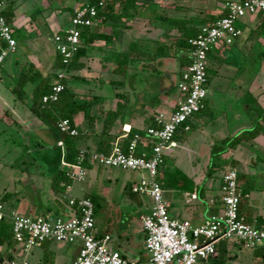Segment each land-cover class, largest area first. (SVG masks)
Returning a JSON list of instances; mask_svg holds the SVG:
<instances>
[{"label":"crops","instance_id":"0c3cea01","mask_svg":"<svg viewBox=\"0 0 264 264\" xmlns=\"http://www.w3.org/2000/svg\"><path fill=\"white\" fill-rule=\"evenodd\" d=\"M3 1L6 3L7 11H12V27L14 30H18V39L16 40L18 45L15 54L8 57V59L11 57L10 61L7 59L0 69V83L2 84L3 81L7 83L5 84L7 88L5 93L0 91V202L4 206L6 216L19 214L45 217L51 220H67L74 215V211L68 205L69 199L83 198L88 195L101 197L104 188L102 185L112 181V173L107 172L106 176H102V167L92 163L90 167H84L87 173L85 181H73L64 192L55 191L52 188L53 177L59 170L66 171L67 169L64 159L65 146L62 140L31 111L30 98L34 91V85L32 83L27 84L26 91L29 97L27 102L16 99L12 89L16 84L18 75L24 68L26 71L29 64H32L43 73H48L53 71V65L57 57L56 54L54 57L50 55L51 50L48 46H45L43 41L45 37L40 32L35 34L33 38L26 37V34L23 35V21L35 22L37 12L39 13L43 10L50 12L54 17V11H59L58 16L52 20L55 31L53 35H50L49 41L53 42L52 37L57 33L63 32L70 24L71 15L67 8H76L78 6L64 5L63 9L61 7L55 9L51 0H47L44 3L43 0ZM160 12L163 13L165 11ZM199 12V17L195 18V23H198L197 27L209 24L210 20L208 18L211 15L218 17L224 10L220 12ZM155 13H158V11H153L152 14H150V11H139L140 18L148 19V23L142 26V28H147V37L142 42L146 45L154 46L157 43H161L159 38L161 36L166 37V34L173 31L167 25L158 24L159 22L157 21H150ZM204 20L206 22H201ZM101 23L102 20H99L96 26H101ZM238 23L242 27L241 25L239 27ZM238 23L237 26L242 31L241 37L236 39L232 45L223 43L216 46L209 55V63L214 59L220 61L218 74H223L228 78L223 86L216 85L217 88L219 90L222 88L228 89L229 96L236 98L232 99V101H234V107H238V109L232 107L234 112L232 118L227 117L226 112L229 110H225V112L216 116L212 113V98L205 100L201 115L193 117L190 122V131L179 130L174 139V146L166 153L165 161L170 157H174V170L170 172L164 171L165 164L159 170L158 178L163 182V192L164 188L168 186V177L172 176V174L176 178L183 176L197 186L198 190L194 193L188 194V192L180 190L182 192L181 195H175L170 201L165 200L173 218L189 221L194 225L202 224L209 217L220 214L223 210L222 195L210 193V191L214 190V185L207 187V184H205L206 186L203 185V188H198L201 183L198 182V177L202 176L201 174L208 176L207 168L212 158V146L226 137H232L243 130L252 129L259 120V112L257 113V110L264 109V81L259 86L254 83L264 69V56L261 54V51L264 50V42L261 40V34L264 33V20L257 15L249 16ZM132 24L129 29L121 30L119 41L123 42L129 32L138 34L139 31L137 30L139 29L137 28H140L138 20L133 21ZM246 31L249 32V37L244 38ZM41 33L43 34V32ZM121 42L117 44L123 47ZM131 43H128V49ZM164 43L167 45L175 44V42ZM118 45H116V42L111 44L95 42L92 44L94 50L89 52L90 56L84 58L86 68L90 64L100 66V68L96 71L91 67L83 70L85 73L82 74L89 80L91 88L87 89V87L82 91H78L83 94L92 92L93 94L101 95L104 99L101 109L100 107L93 108V113L100 115L95 128L91 131H86L79 141V147L85 151H95L97 143L105 140L106 135L102 134V120H104L105 113L108 110L116 109L118 102L123 103V112L116 120L109 134L111 152L118 147L124 150L126 141L132 131L146 134L148 128L156 125L158 118L163 121L168 120L181 100L178 85L182 72L190 64V49L180 52V55L184 57L183 61L179 57H145L135 62L127 71L126 76L123 78L122 86L113 87L110 84L111 80L115 78L114 75L110 74L104 77L100 73L107 71L109 65L115 66L114 63L106 62L104 58L111 51H121ZM258 45L260 48H258ZM20 46L21 50H23L22 57H19L20 55L18 54ZM126 51L125 48L122 50V52ZM54 52L56 53L55 50ZM243 53L254 56L252 63L255 67L256 75L249 80H245L242 76L241 66L243 64L240 55ZM6 63L8 64L6 65ZM98 71L101 72L99 73ZM107 72L112 73V71ZM237 78L244 82L243 85L235 83ZM208 84H210V80H208ZM241 86L246 89V92L241 93L238 90ZM75 123L77 125L83 123L82 114L76 116ZM260 124H264L262 119ZM194 127L199 129L197 139L191 142L187 140L180 145L182 135L190 133ZM13 128L17 129L15 134L11 132ZM11 144H16L17 150L13 147L8 149ZM176 150H179V153H175ZM225 155L228 156V166L232 160L236 161L237 171L258 186L255 187V190L258 188L264 191V133L258 135L254 140L238 146L236 149L229 150ZM201 159L205 161L204 166H200L199 161ZM104 169L106 168L104 167ZM208 177L212 178L211 176ZM136 185L133 184L131 189ZM125 188L127 189L128 186ZM96 189L97 192L95 193ZM253 191L244 200L242 211L244 216H251L252 224H255L256 219H264V195L260 192L256 198L251 199ZM8 193L12 197L7 199L5 196ZM195 203L207 206L208 211L203 212L200 209L189 207ZM147 212L148 210L139 212L132 217L123 216L114 220L108 218L105 224L99 226L95 222L96 236L109 235L111 237L109 247L111 250L119 252L124 259L134 262H147L150 259V255L146 250V233L141 221V217ZM4 221L8 222V219ZM13 246V249H9L6 243L0 245V264H10L12 261L21 262L18 259L23 256L22 247L16 243H13ZM36 249L43 252L41 254L40 251H36L37 257H40L39 254L43 257L45 254L50 253L53 262L49 264H74L80 250V244L69 245L48 241L34 246L31 251L33 252ZM31 251L28 254L24 253L26 258L32 253ZM246 251L240 255L238 264H242V258L245 259L246 264L253 263L251 251ZM8 253H11V256H8ZM41 257L39 261L43 259ZM25 259L22 261H26Z\"/></svg>","mask_w":264,"mask_h":264},{"label":"built area","instance_id":"2783aa9c","mask_svg":"<svg viewBox=\"0 0 264 264\" xmlns=\"http://www.w3.org/2000/svg\"><path fill=\"white\" fill-rule=\"evenodd\" d=\"M119 1V0H116ZM103 0L99 7H104ZM6 3L0 0V69L6 59L17 50L14 29L5 17ZM227 15L200 28L197 36L189 39L190 64L182 72L179 90L181 100L169 119L156 120V125L147 129L145 137L134 134L127 150L116 148L109 155L95 153L91 156L94 163L122 171L147 172L132 191L146 195L152 200L148 212L141 217L146 233L145 246L150 255L147 262H134L124 259L119 252L111 250V237H97L95 233V208L90 198H70L69 207L74 215L67 219L51 220L45 217L12 214L6 216L0 202V221L8 219L14 241L28 254L39 244L52 241L60 244H80L74 264H200L216 253L220 241L243 242L246 249L252 250L264 244V226L257 228L246 222L239 208L242 189L238 184V171L229 168L221 186L222 213L212 215L200 225L181 221L171 216L163 189L157 180L167 151L174 146L179 130L189 132L190 122L200 112L208 96L209 54L220 45H232L241 37L237 26L239 21L249 16H261L264 20V0L229 1L226 3ZM99 21L95 6H82L74 10L67 29L53 37L55 51L65 63L70 62L81 46L82 29L95 26ZM64 72H60L52 83V91L43 97V103L57 102L64 90ZM58 128L62 133L77 136L78 131L68 119L60 120ZM62 145V143H60ZM80 161L83 160L81 155ZM67 176L73 181L83 182L86 170L80 164H67ZM10 264H28L26 261Z\"/></svg>","mask_w":264,"mask_h":264},{"label":"trees","instance_id":"16d2710c","mask_svg":"<svg viewBox=\"0 0 264 264\" xmlns=\"http://www.w3.org/2000/svg\"><path fill=\"white\" fill-rule=\"evenodd\" d=\"M104 7H99L101 0H86L84 3L80 4L78 7L90 5L95 6L98 9L99 20H102L101 26H92L82 29L81 35V46L75 57L68 63H65L62 57L56 53L57 57L53 65V71L48 73H43L29 64L28 69L23 71L18 75L16 79V84L13 87V94L16 99L23 102H27L28 94L26 91L27 84L32 83L34 85V91L31 96L30 109L33 114L54 134L62 140L65 146V162L68 164L80 163L83 167L89 166L94 163L91 156L95 153H102L109 155L111 153L110 149V132L115 124L116 120L121 116L123 112V103L118 102L115 110H108L105 113V117L102 123V134L106 135L105 140H101L97 143V149L95 151H85L79 147V141L82 139L86 131H91L95 128V124L99 121V114L93 113V108H102L103 97L101 95L89 93H81L80 91L85 88H91L89 80L81 72L86 68V63L84 58L89 57L90 53L94 48L92 44L95 42H100L104 44H111L118 41L120 38L121 30L128 29L129 26L126 25L127 22H131L139 18V7L140 4L152 3L154 0H103ZM118 7V9H117ZM77 8V7H76ZM70 15L72 16L75 8H67ZM5 17L10 25H12V11L8 12L5 9ZM227 15V11L221 13L218 17L213 15L208 18L210 23L223 18ZM206 18V17H205ZM207 19V18H206ZM150 21H157L163 25H167L172 29H176L179 33V37L176 39L174 45H167L165 43H157L153 45H146L145 43L133 42L131 43L128 51H111L105 56V61L114 63L115 67L112 70L114 79L111 80V84L114 86H122L123 78L126 76L127 71L131 68L135 62L145 58H159V57H179L183 61V56L180 52L187 51L191 49L189 44V39L198 35L200 28L204 25L197 27L198 23H195V18H185V17H173L168 16L164 13L158 12L150 19ZM201 22H206L201 21ZM202 24V23H201ZM111 28V32L107 29ZM171 29V30H172ZM18 30H14V38L18 39ZM21 33V32H20ZM4 46V43L0 42V47ZM210 55V54H209ZM60 72H64L65 78L63 80L64 90L59 95L57 102L43 103V97L50 94L52 91V83L57 78ZM209 72V70H208ZM95 87V86H94ZM80 90V91H78ZM203 110V109H202ZM202 110L197 115L202 113ZM259 112V120L255 123L252 129L243 130L239 134L232 137H226L222 140L217 141L212 146L211 150V162L207 168L208 176H214L218 171H222L223 175L221 177V186L223 182L225 171V166H223L222 156L228 153L231 149H236L238 146L246 144L254 140L258 135L264 133V124H260V120L264 121V109L257 110ZM83 115V123L77 125L75 123V118L77 115ZM68 119L73 128L78 131L77 136H70L68 134L62 133L58 128V123L60 120ZM140 134L145 137L144 133L132 131L128 140L126 141V148L132 140L134 134ZM177 135V134H176ZM176 137V136H175ZM83 156V160L80 161V156ZM166 164L164 160L163 165ZM162 165V166H163ZM231 168H236V161L232 160ZM161 166V167H162ZM160 167V168H161ZM160 170V169H159ZM159 176V174H158ZM158 182L161 187H163V182L159 180ZM168 186H174L179 188L184 192L194 193L196 192L197 186L184 178L179 176V178L169 177ZM73 183V178L67 176L65 170H59L52 180V188L57 192H64V190ZM238 184L242 189V198L240 202L239 213L243 216L247 223L254 225L257 228L264 226V219L258 218L255 224H252L251 216L243 215V202L246 200L248 195L255 190V183L248 180L242 173L238 172ZM221 189V187H220ZM135 194V193H134ZM138 195V194H136ZM12 197L10 193L5 196ZM4 197V198H5ZM94 203L95 212L98 208V198L95 195H88ZM5 198V199H6ZM8 244L9 249H13V243H16L12 237L11 226L8 222L4 220L0 221V245ZM17 244V243H16ZM13 246V247H12ZM251 251L252 264H264V244L257 246L256 248L249 250L246 249L243 242L239 241H220L216 244V253L207 260H203L200 264H238L240 261V255L244 251ZM11 253H8V256ZM11 256V255H10Z\"/></svg>","mask_w":264,"mask_h":264},{"label":"rangeland","instance_id":"374dc122","mask_svg":"<svg viewBox=\"0 0 264 264\" xmlns=\"http://www.w3.org/2000/svg\"><path fill=\"white\" fill-rule=\"evenodd\" d=\"M47 1V0H43V3ZM86 0H51V3L53 4V8H59L61 7V9H63L64 5L65 6H69V5H74V6H79L78 4H82L84 3ZM229 1H242V0H154V2L152 3H147V4H140L139 7V11H150V14L153 13V11H165L163 12L166 15H173V16H179V17H185V18H196L199 17V11H223L225 10V6L226 3ZM66 8V7H65ZM118 9V7H117ZM23 12H28V11H23ZM52 12V11H51ZM59 11H54L53 14H55L52 16L50 14V12L48 11H41V12H37V18L35 22H29V21H23V35L26 34V37L28 38H33V36L35 34H38V32H40L41 35H44L45 40H43L45 42V46H48L51 50L50 55L52 57H54V55L56 54L54 52L55 50V46H54V42H50L49 41V37L50 35H53L55 28L53 26V21L56 16H58ZM151 18V17H150ZM136 20H138V26L141 28H137L139 30L138 34L136 32H127L128 35L126 36L125 40H123V42L121 41H115L116 45H118L117 43H122L121 45L124 47L127 51H128V43L130 42H138V43H142L145 37H147L146 32H147V28H142L143 25H146L148 23V19H142V18H137ZM52 21V22H51ZM135 21V20H133ZM131 22H127L126 25H128L129 27H132V23ZM160 24V22L158 23ZM239 24V25H238ZM237 25L240 27V23H238ZM12 26V25H11ZM242 27V25H241ZM129 29V28H128ZM108 32H111V29H107ZM43 32V34L41 33ZM39 34V35H40ZM54 37V36H53ZM52 37V39H53ZM179 37V33L177 32L176 29H173L172 32L166 34V37L161 36L160 42L164 43V42H175L176 39ZM249 37V32L246 31L244 38ZM261 40L264 42V33L261 34ZM30 44V43H29ZM120 47V45H118ZM120 47V50L122 51L124 48ZM258 48L259 45H258ZM32 49V48H31ZM261 50V49H260ZM264 51V50H263ZM261 51V54L264 56V52ZM15 54V53H14ZM18 54L20 55L19 57L23 56V50H21V46L18 50ZM12 55V54H11ZM253 55L249 56L246 54H242L240 55V58L242 60V64L243 66H241L242 68V72H243V78L245 80H249L251 77L253 78L256 75V72L254 71L255 67L252 63L253 60ZM11 58V57H10ZM9 58V59H10ZM8 59V58H7ZM6 59V60H7ZM8 59V61H10ZM53 59V58H52ZM6 62V61H5ZM219 60L218 59H214L212 62L209 63V72H208V79L210 80V84H208L207 86V92H208V96L206 98V100L211 99L212 98V113L214 115H218L221 114L222 112H225V110H229L228 112H226L227 117L228 118H232V114L233 112V108L234 107V101H232V99H236L234 96L231 97L229 96L228 92L229 90H225L224 88L222 89H218L216 85H224V83L228 80V78H226L223 74H218V66H219ZM8 63H6L7 65ZM5 65V67H6ZM91 67L92 69L99 70L100 66H96L94 64H90L86 70ZM115 66H108L107 71H112L114 69ZM112 69V70H111ZM93 71V70H92ZM94 71V72H95ZM106 71V70H105ZM99 72L100 75L102 76H106V75H110L112 73H108L106 72ZM5 72V71H3ZM82 73H85V71H82ZM232 81V80H231ZM264 81V69L263 71L260 73V77H257V81L254 82L256 84V86H259L261 83H263ZM4 83V84H3ZM3 83H0V91L5 93L6 91V81H3ZM235 83L238 84H242L243 85V81H240L238 78L235 80ZM241 93L246 92V89L241 86L238 89ZM13 99V96H12ZM20 101V100H19ZM231 108V109H229ZM238 109V107H234V109ZM236 111V110H234ZM201 115V114H198ZM197 114L194 115V117H196ZM247 116V115H246ZM38 121V120H37ZM231 121V120H230ZM17 129H12L11 132L13 134H15ZM199 129L194 127L192 128V131L190 133L187 134H181L183 137H181V142L180 145H182L183 143H185L187 140H190V142L192 140H196L197 139V135ZM15 137V136H14ZM8 145V143H6ZM8 147V146H6ZM10 147L15 148V150H17V145L16 144H11L9 145L8 149ZM175 153H179V150H176ZM201 153V152H200ZM227 157L228 156H224L222 158L223 161V166H225V171L229 168V166L227 165ZM200 166H204L205 161L204 160H200ZM211 162V159H210ZM209 162V164H210ZM175 165V160L174 157H170L167 159L166 164H165V168L164 171H171L174 170V166ZM102 167V166H101ZM231 167V166H230ZM102 172L101 175L102 176H106L107 172H111L112 173V181L106 182L104 183V185H102L103 188V194H101V197H97L98 198V208L95 212V222L96 225H103L106 223L108 218H112V220H114L117 217H123V216H135L137 215L139 212H146L147 210H149V207L152 205V200L146 196V195H135L132 192L131 186L133 184H139L142 180V178H148L149 175L147 172H134V171H122V170H118V169H111V168H106L104 169V167H102ZM202 176L198 177V182L200 183V186L198 187L199 189L203 188V185L207 184L208 186H212L214 185L215 188L214 190L210 191L211 194H221L220 188H219V184L221 181V177L223 175L222 171H218L214 176H212V178L205 176V174H201ZM176 177L174 174H172V176H170V178ZM169 178V177H168ZM179 178V177H178ZM118 179V180H116ZM202 180V181H201ZM195 184V183H194ZM101 186V187H102ZM128 186V188L126 189L125 187ZM206 186V185H205ZM210 186V187H211ZM257 185H255L256 187ZM258 187V186H257ZM105 190V191H104ZM182 191V190H181ZM180 191L179 188L176 187H168L166 186L164 188V192H163V197L165 200H172V198H174L175 195H181L182 192ZM97 192V189L95 191V193ZM262 193V195H264V191L259 190L258 188H256L255 191H253V194L251 195V199H254L257 197L258 193ZM188 194H191L190 192H188ZM97 196V195H96ZM187 199V198H186ZM189 207L191 208H196V209H200L203 212L208 211V207L204 206V205H200L199 203H195L190 205ZM10 210V209H8ZM210 214V213H209ZM208 215V213H207ZM206 215V216H207ZM31 251V250H30ZM37 252L40 251L41 254H43V252L41 250H34L32 253H30V255L26 256L24 255L23 252V256H21L18 260L22 262V260L27 261L28 264H49L52 263L53 259L49 254H45L43 257H41L42 255L39 254V256L41 258H43L42 260L39 261L40 257H37ZM247 252V251H246ZM244 254V252H242ZM241 253V254H242ZM242 264H246V261L244 258H242Z\"/></svg>","mask_w":264,"mask_h":264},{"label":"water","instance_id":"95a60500","mask_svg":"<svg viewBox=\"0 0 264 264\" xmlns=\"http://www.w3.org/2000/svg\"><path fill=\"white\" fill-rule=\"evenodd\" d=\"M2 262V261H1Z\"/></svg>","mask_w":264,"mask_h":264}]
</instances>
